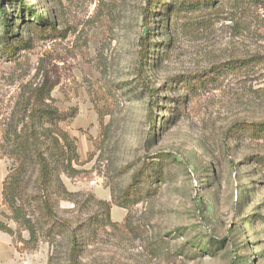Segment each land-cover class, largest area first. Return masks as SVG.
<instances>
[{"label": "rangeland", "instance_id": "1", "mask_svg": "<svg viewBox=\"0 0 264 264\" xmlns=\"http://www.w3.org/2000/svg\"><path fill=\"white\" fill-rule=\"evenodd\" d=\"M150 1L6 0L16 29L23 28V5L67 33L34 38L16 65L0 59V87L10 74L40 70L57 83L53 97L60 110L77 109V117L63 124L80 155V174L62 177L70 192L79 193L77 206L62 202L68 216L101 215L97 200L110 202L138 167L161 154L171 157L163 164L166 180L154 182L151 195L129 210L112 207L111 220L119 225L89 241L84 264H264V167L251 161L264 159V141L229 133L239 122L264 120V0L244 9L239 0H221L210 14L184 13L171 21L173 45L147 70L155 87L232 59L257 57L261 63L200 92L162 131L161 122L155 129L146 122L148 95L136 75L142 12ZM153 34L158 54L167 39ZM169 85L167 97L183 94ZM10 165L0 160L3 220L2 182ZM57 244L64 261L68 240ZM16 245L0 232V264H47L52 251L46 242L21 252Z\"/></svg>", "mask_w": 264, "mask_h": 264}, {"label": "trees", "instance_id": "2", "mask_svg": "<svg viewBox=\"0 0 264 264\" xmlns=\"http://www.w3.org/2000/svg\"><path fill=\"white\" fill-rule=\"evenodd\" d=\"M6 0H0V59L18 64L33 48L34 38L48 40L66 37V30H58L55 21H50L32 6H23L19 18L23 28L16 29L15 19L5 10ZM221 0H151L142 12L144 35L138 40L136 75L140 86L148 95L146 122L151 129L161 122V131L186 112L193 97L210 87L219 86L231 75L246 72L259 63V58L232 59L213 65L207 70L190 75H180L169 80L182 91L175 98L167 97L172 86L169 82L160 87L150 84L147 73L155 67L157 56L167 52L173 45L172 20L180 14H210ZM258 0H239L242 9ZM16 10V9H15ZM22 14L27 21L24 22ZM26 20V19H25ZM203 23L208 20L204 18ZM159 22V26H157ZM163 32L167 39L158 54L153 42V32ZM160 46V45H158ZM161 53V54H159ZM10 74L5 87H0V160L11 163L2 182V205L8 213L0 218V232L17 242L16 250H36L40 243H49L52 251L47 264H84L83 253L89 241L107 226L119 224L111 220L113 206L129 210L155 191L154 182L166 180L164 163L171 157L161 154L154 160L138 167L130 182L118 194H112L110 202L97 200L103 217L80 218L68 216L62 210V202L78 205L79 193L70 192L62 177L80 174V155L77 140L63 127L77 117V109L65 113L56 104L53 92L57 87L48 75L37 70L21 75ZM7 87V88H6ZM14 89L13 92L11 89ZM164 101L165 106L161 103ZM165 107V108H164ZM168 114L164 118V114ZM230 134L252 141H264V120L239 122L229 129ZM233 134V135H234ZM255 165L264 167V159L251 157ZM129 216L125 218L128 219ZM104 218L106 223H104ZM15 224V228L10 225ZM27 234L26 238L24 234ZM67 238L68 248L64 261L59 259L58 239Z\"/></svg>", "mask_w": 264, "mask_h": 264}, {"label": "crops", "instance_id": "3", "mask_svg": "<svg viewBox=\"0 0 264 264\" xmlns=\"http://www.w3.org/2000/svg\"><path fill=\"white\" fill-rule=\"evenodd\" d=\"M6 175V174H5ZM5 175H4V177H5ZM4 179V178H3Z\"/></svg>", "mask_w": 264, "mask_h": 264}]
</instances>
